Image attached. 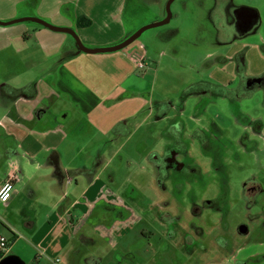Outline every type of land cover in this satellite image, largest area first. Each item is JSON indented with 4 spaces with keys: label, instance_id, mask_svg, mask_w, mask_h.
Listing matches in <instances>:
<instances>
[{
    "label": "crops",
    "instance_id": "0c3cea01",
    "mask_svg": "<svg viewBox=\"0 0 264 264\" xmlns=\"http://www.w3.org/2000/svg\"><path fill=\"white\" fill-rule=\"evenodd\" d=\"M29 1L0 0V21L12 22L23 17L39 18L54 26L74 30L89 49L117 46L137 30L131 27V20H125V13L131 4H119V0H89L94 4L34 0L32 5ZM158 5V15L163 16L164 8L162 4ZM204 5L183 4V14L179 18L195 12L192 21H189L194 33L199 28L197 11L199 8L204 9ZM216 8L217 5H209L206 10L211 21L212 16H217ZM250 10L257 13L261 29V15L255 9ZM84 18L90 20L88 27L81 26ZM34 23L38 26L16 30L20 31L16 35L12 34L14 30L0 28V34H11L0 35V55L10 52V59L16 58L23 72L37 74V77H32L22 87L35 85L37 96L34 99H13L3 95L2 88H17L6 84L0 88V188L7 177L10 163H15L21 173L11 200L7 203L0 202V237H7L6 231L10 235L7 237L10 242L9 252L5 258L0 254V263L12 257L24 264H58L59 254L65 250L67 253L63 259L67 264H109V254L106 251H95L97 246L103 248L104 245L96 243L89 232L93 222L103 221L107 228L103 231L101 240H107L109 247L116 249L118 264H127L128 259H136L137 250L143 251L146 246L154 249V237L151 231L142 229L136 239L138 247L134 250V245L128 244L127 240L132 239L134 230L143 223V218L136 213L130 214L117 201L112 202L107 198L106 192L111 190L116 176L106 162L108 147H114L120 138H130L133 134L130 128L132 122L139 123L141 119L148 122L158 117L157 104L153 105L150 97L143 95L141 88L146 86L144 83L150 78L149 72L155 76L151 63L157 61V50L162 52V40L165 43L166 39H162L163 34L159 33L151 38L158 40L154 42L159 43L156 47L141 42L136 48L124 52L87 54L66 33ZM217 26L219 29L218 22ZM174 31L176 34L181 33L180 27L174 28ZM13 36L26 48L13 51ZM250 37L252 36L247 39ZM216 38L221 45L218 34ZM33 40L36 44L29 48L27 44ZM245 40L222 45L236 47L229 62L232 63L234 76L224 86L236 79L232 61L235 54L244 49L249 51V45L243 42ZM166 43L164 47L167 48L170 43ZM143 48L149 68L145 72H139L134 57L144 53ZM248 61L247 75L264 73V70L251 66L250 60ZM0 69L6 71L8 68ZM78 119L96 127V141L92 148L77 140L87 133L91 136L92 132L72 129L69 125L70 121L74 124ZM122 122H126L130 134H113L110 138L109 133ZM141 125L142 122L139 127ZM110 153L113 156L111 159L119 156L117 149ZM148 160L153 162L151 155ZM108 169L110 172L107 173ZM250 179L258 178L251 177L247 180ZM164 190H167L166 187ZM262 195L264 194L257 196L255 200L258 201ZM114 205L123 208L117 216L107 213L113 212L111 206ZM194 213L196 215L199 212L195 210ZM106 216L111 220H106ZM172 216L173 213H165L162 221L166 222ZM261 216L264 218V212ZM192 233L190 230L189 234ZM200 233L203 232L200 230ZM242 235L246 236L245 242L234 247L228 255L221 254L214 246L205 252L202 236L194 243L189 238L192 245L190 252L187 250L186 253L188 260H195L196 264H264V241L251 242V234L247 229ZM21 241H26L32 247L33 255L36 256L34 262L29 263L22 257L12 255L14 247ZM168 252L163 251L162 254L165 256ZM140 255L143 257L140 264H161L157 263L155 257L152 260L144 258L142 253L137 257Z\"/></svg>",
    "mask_w": 264,
    "mask_h": 264
},
{
    "label": "rangeland",
    "instance_id": "374dc122",
    "mask_svg": "<svg viewBox=\"0 0 264 264\" xmlns=\"http://www.w3.org/2000/svg\"><path fill=\"white\" fill-rule=\"evenodd\" d=\"M170 1L119 0L118 3L131 4L125 13V20H131V27L137 29L133 33L135 34L146 26L164 21ZM229 1L232 7L255 9L261 15V29L243 42L249 45L250 65L261 68L262 71L264 53L260 47L264 44V0ZM33 2L34 0H30V5ZM65 3L94 4L89 0H66ZM158 4H162L164 8L163 16L158 15ZM183 4H205L204 9L199 8L197 11V17L200 19L198 18L199 28L195 33L190 29L189 22L195 12L184 17L187 19L186 23L184 18H179L183 14ZM206 4L217 5V16H212V21L207 17ZM223 10L220 0H175L171 6L173 18L167 25L144 32L135 43L118 51L132 50L141 42L156 47L159 43L154 42L158 40L151 38L159 33L163 34L162 39L165 38V41L170 43L166 48V42L162 40L163 50H157V61L151 63L155 76L149 72L150 78L144 83L146 86L141 88L143 95L150 97L153 105L157 104L156 115L161 106L165 109V103H170L172 107L168 114L148 122L141 119L140 127L139 123L132 122L130 128L133 134L130 138H120L114 147H108L106 162L116 176L111 190L106 192L107 198L112 202L117 201L129 210L130 214L136 213L143 218V223L134 230L132 239L127 240L128 244L134 245V250L138 247L136 239L142 229L151 231L154 237V249L146 246L143 251L137 250L136 259H128L127 264H140L143 257L137 256L141 253L144 258L152 260L155 257L157 263L161 264H196L195 260H188L189 256L186 254L187 250L190 252L192 245L189 238H192L194 243L202 236L201 242L205 252L214 246L225 255L245 242L246 236L242 235L245 229L250 231L251 242L264 241V218L261 216L264 212V195L259 197L258 201L253 199L250 202L244 197L243 191L244 183L251 177L258 178L264 186V128L262 126L256 131L252 129L255 124H264V90L258 89L249 99L231 100L204 94L183 100L185 89L194 84L210 82L223 85L234 76L232 63H228V60L236 47L219 45L216 40L217 34L223 30L222 25L220 29L217 26V22H224ZM28 26L38 25L33 21H24L0 28L14 30L12 34L16 35L22 31L21 28ZM177 27H180L181 33H175L174 28ZM69 37L73 38L71 35ZM11 43L13 51L26 48L15 36ZM32 44L36 42L33 40L27 45L30 48ZM163 52L164 54H161ZM9 55L10 52L0 55V67L8 68L6 71L0 69V88L6 84L20 89L28 84L29 79L37 77V74L23 72L17 59L11 60ZM69 125L72 129L91 131V136L87 133L77 140L90 145L91 148L94 146L95 126L79 119L74 124L70 121ZM117 127L119 132L124 130L120 123ZM113 134V131L109 133V137L112 138ZM115 149L119 156L111 159L113 156L110 152ZM150 155H154V159L159 158L161 162L151 163L148 160ZM184 168L199 169L200 174L188 177L183 171ZM164 187L167 190L163 191ZM254 193L251 191V194ZM167 202L171 204L166 205ZM123 208L114 205L111 206L113 212L107 213L117 216ZM195 210H199L196 215ZM168 211L174 216L163 222L162 216L169 213ZM105 218L108 219L107 216ZM106 228L103 221L92 223V229L89 231L92 235H89L96 243L104 245L103 248L97 246L96 250L92 251H106L109 254V264H118L116 249L109 247L107 240H101ZM190 230L193 231L192 234H189ZM200 230L203 233H200ZM5 234L10 236L7 231ZM31 249L26 241H21L14 247L12 255L32 263L36 256ZM163 251L169 252L164 256ZM66 253L65 250L61 251L58 264H67L63 259Z\"/></svg>",
    "mask_w": 264,
    "mask_h": 264
},
{
    "label": "flooded vegetation",
    "instance_id": "af4514ba",
    "mask_svg": "<svg viewBox=\"0 0 264 264\" xmlns=\"http://www.w3.org/2000/svg\"><path fill=\"white\" fill-rule=\"evenodd\" d=\"M220 2H222L223 4V18L222 20L224 22H218L219 26H223V28L221 27V29H223L222 31H220L218 33V38L219 41L221 40V38L223 39H228L230 41V43H234V42H240L243 39H247L248 36H254L255 34H257L259 32V27L261 25V20L258 18V15L255 11L247 9V8H238V9H232V6L230 5V1L229 0H220ZM246 10L248 12H246ZM257 15L256 18H252L250 19L249 14L250 12ZM220 29V27H219ZM264 46V44L262 45ZM262 46L260 47L262 50ZM246 50V69L243 72V74H238V72L242 70L243 67V62L242 60L239 58L237 59V55L239 53H241L242 51ZM241 50L240 52L236 53L235 56L233 57L232 61L234 64V70H235V75H236V79L231 80L227 86L225 87H232V88H238V87H245L247 89H263L264 87V73L263 74H259V75H255V76H250L247 75L248 72V66H249V59H248V49H244ZM263 52V51H262ZM264 53V52H263ZM231 60H228V63ZM200 83V82H199ZM202 83H210V82H202ZM213 84V83H210ZM213 85H218V84H213ZM224 86V85H221ZM263 126L264 128V124L259 125V124H255L252 126V129H254L255 131L257 129H260ZM262 131H260L261 133ZM186 168L183 169L184 173L189 176H193V175H197L200 174V170L199 169H194L191 168L190 170H187ZM244 197L249 199V201L251 202L253 199L255 200V198L261 194H264V186L262 185V183L257 180V179H250L247 180L244 183ZM251 191H254V194H251ZM256 201V200H255ZM199 211V210H198Z\"/></svg>",
    "mask_w": 264,
    "mask_h": 264
},
{
    "label": "trees",
    "instance_id": "16d2710c",
    "mask_svg": "<svg viewBox=\"0 0 264 264\" xmlns=\"http://www.w3.org/2000/svg\"><path fill=\"white\" fill-rule=\"evenodd\" d=\"M90 25V20L84 18L83 21L81 22V26L83 27H88ZM221 44H228L230 43V41L228 39H223L221 38L220 40ZM262 51L264 52V46H262ZM246 50L242 51L241 53H239L237 55V59H241L243 62V67L240 71L238 72V74H243V72L246 69ZM264 89V87H263ZM257 92L256 88L255 89H247L245 87H238V88H232V87H225V86H221V85H213L210 83H197L194 84L190 87H188L187 89H185L184 93H183V100L186 101L189 97L191 96H198V95H204V94H212L214 96L217 97H221V98H227V99H231V100H238V99H249L251 97H253L255 95V93ZM2 93L5 96H9L13 99H19V98H28V99H34L37 96V90H36V86L35 85H31L28 86L26 88H22V89H12L8 86H4L2 88ZM165 109L163 106L160 107L159 112H158V118L161 119L163 117H165L168 114V111L170 110V108L172 107V105L170 103H165ZM120 125L124 126V131H120L119 132V128L116 126L113 129L114 134L117 135H124L127 136L130 134V130L127 127L126 122H122L120 123ZM262 125V124H259ZM151 161L155 162L156 164L158 162H161V160L158 158L154 159V155L151 156ZM166 171V169L164 170ZM167 173V172H165ZM166 174H165V178H166ZM163 179H161L162 181Z\"/></svg>",
    "mask_w": 264,
    "mask_h": 264
},
{
    "label": "water",
    "instance_id": "95a60500",
    "mask_svg": "<svg viewBox=\"0 0 264 264\" xmlns=\"http://www.w3.org/2000/svg\"><path fill=\"white\" fill-rule=\"evenodd\" d=\"M174 1L175 0H171L169 2V4L167 5V18L164 21L157 23V24L149 25V26H146V27L140 29L138 32H136L135 34L130 36L126 41L122 42L121 44H119L117 46L110 47V48L89 49L82 43L80 37L78 36V34L74 30L54 26V25L49 24L48 22L41 20L39 18H22V19L15 20L12 22H1L0 21V25L1 26H8V25H13L15 23L24 22V21H34V22H37V23L43 25L46 28L51 29V30L71 35L76 40V43H77L79 49L84 53H87V54L113 53V52H118V51L124 50L127 47H129L130 45H132L133 43H135L143 35L144 32H146L150 29L156 28V27L167 25L173 18V14L171 12V6H172ZM246 12H248V11L246 10ZM248 17H250V19H252V18H256L257 15L250 12ZM0 264H24V263L21 262L20 260L9 257V258L4 259Z\"/></svg>",
    "mask_w": 264,
    "mask_h": 264
},
{
    "label": "built area",
    "instance_id": "2783aa9c",
    "mask_svg": "<svg viewBox=\"0 0 264 264\" xmlns=\"http://www.w3.org/2000/svg\"><path fill=\"white\" fill-rule=\"evenodd\" d=\"M144 53H139L134 57V62L136 68L139 72H145L149 68L147 63V55L145 48H143ZM21 173L19 168L15 163H10L9 172L7 177L0 188V202L7 203L11 200L12 195L15 191V185L20 181ZM10 249V242L6 237H0V254L3 258L6 257Z\"/></svg>",
    "mask_w": 264,
    "mask_h": 264
}]
</instances>
